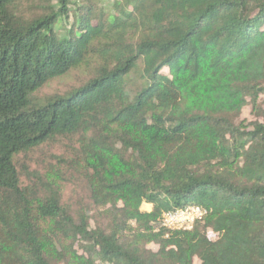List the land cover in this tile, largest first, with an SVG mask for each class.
Instances as JSON below:
<instances>
[{
	"label": "trees",
	"instance_id": "obj_1",
	"mask_svg": "<svg viewBox=\"0 0 264 264\" xmlns=\"http://www.w3.org/2000/svg\"><path fill=\"white\" fill-rule=\"evenodd\" d=\"M261 95L264 0H0V264H264Z\"/></svg>",
	"mask_w": 264,
	"mask_h": 264
},
{
	"label": "rangeland",
	"instance_id": "obj_2",
	"mask_svg": "<svg viewBox=\"0 0 264 264\" xmlns=\"http://www.w3.org/2000/svg\"><path fill=\"white\" fill-rule=\"evenodd\" d=\"M72 79H73L72 77H69V78H66V79L60 81V83L58 81H54L53 83H51V85H49L46 88V90L47 91H51V90H55V89H57V91L58 90H66L69 88L68 85H70L71 83H74L76 81V76L73 80ZM56 87H58V88H56ZM259 105L264 107V95L260 96ZM240 119L241 120L245 119L246 121L259 119L260 121L264 122V117H258L257 118L254 116L250 105H246L244 107ZM62 153H65L64 146L62 145V143H50V144L42 146V148L40 150L32 153L29 164L31 167H37L38 166L40 168H43L45 157H48L49 161L54 162V160L51 159L50 157L54 156L56 154L61 155ZM64 192H65L66 198L67 197L72 198L75 191L71 190V185H67L65 187ZM148 208H149L148 206L141 205V210L148 209ZM144 211H146V210H144ZM208 235L211 239L216 238V234L213 233L212 231H208ZM149 248L155 250L156 245L151 244V245H149Z\"/></svg>",
	"mask_w": 264,
	"mask_h": 264
},
{
	"label": "built area",
	"instance_id": "obj_3",
	"mask_svg": "<svg viewBox=\"0 0 264 264\" xmlns=\"http://www.w3.org/2000/svg\"><path fill=\"white\" fill-rule=\"evenodd\" d=\"M207 212L206 209L197 205L170 210L163 214L160 225L169 230H188Z\"/></svg>",
	"mask_w": 264,
	"mask_h": 264
},
{
	"label": "crops",
	"instance_id": "obj_4",
	"mask_svg": "<svg viewBox=\"0 0 264 264\" xmlns=\"http://www.w3.org/2000/svg\"><path fill=\"white\" fill-rule=\"evenodd\" d=\"M142 205H145V206H148L149 208L148 209H144L146 211H149L151 209V205L150 204H147V203H143Z\"/></svg>",
	"mask_w": 264,
	"mask_h": 264
}]
</instances>
